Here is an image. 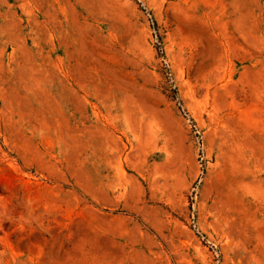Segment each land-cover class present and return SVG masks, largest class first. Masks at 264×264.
Masks as SVG:
<instances>
[{
  "label": "rangeland",
  "instance_id": "obj_1",
  "mask_svg": "<svg viewBox=\"0 0 264 264\" xmlns=\"http://www.w3.org/2000/svg\"><path fill=\"white\" fill-rule=\"evenodd\" d=\"M0 264H264V0H0Z\"/></svg>",
  "mask_w": 264,
  "mask_h": 264
}]
</instances>
